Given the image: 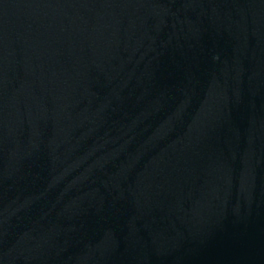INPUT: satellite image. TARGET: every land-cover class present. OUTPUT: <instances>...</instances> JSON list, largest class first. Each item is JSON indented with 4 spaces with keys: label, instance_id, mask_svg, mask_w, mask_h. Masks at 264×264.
Masks as SVG:
<instances>
[{
    "label": "water",
    "instance_id": "obj_1",
    "mask_svg": "<svg viewBox=\"0 0 264 264\" xmlns=\"http://www.w3.org/2000/svg\"><path fill=\"white\" fill-rule=\"evenodd\" d=\"M0 264H264V0H0Z\"/></svg>",
    "mask_w": 264,
    "mask_h": 264
}]
</instances>
